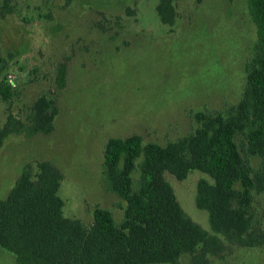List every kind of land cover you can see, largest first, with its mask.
<instances>
[{"label": "rangeland", "instance_id": "1", "mask_svg": "<svg viewBox=\"0 0 264 264\" xmlns=\"http://www.w3.org/2000/svg\"><path fill=\"white\" fill-rule=\"evenodd\" d=\"M172 1L176 21L168 26L157 13L160 0H0V83L13 88L9 100L0 96V130L10 116L30 126L42 97L52 106L46 115L55 113L49 134L4 141L0 200L26 166L35 173L48 161L62 174L64 216L90 226L102 208L121 225L126 204L103 174L109 139L179 143L195 132L197 113L220 114L240 101L258 40L249 0ZM237 141L248 166L262 170L242 136ZM165 178L187 215L212 233L208 213L196 206L198 183L212 179L201 171ZM252 217L264 231V192H254ZM231 249L210 264H264V245ZM0 264H16L15 255L0 248Z\"/></svg>", "mask_w": 264, "mask_h": 264}, {"label": "trees", "instance_id": "2", "mask_svg": "<svg viewBox=\"0 0 264 264\" xmlns=\"http://www.w3.org/2000/svg\"><path fill=\"white\" fill-rule=\"evenodd\" d=\"M248 4L258 40L245 67L240 101L220 114L197 113L198 127L179 143H144L137 135L109 139L103 174L108 190L126 204L121 225L102 208L94 210L90 226L67 218L59 196L60 170L48 161L38 163L35 173L26 166L0 200V248L14 254L16 264H180L185 255L192 264H210L230 248L264 245V231L252 217L254 192H264V0ZM157 13L162 24H175L172 0H160ZM4 68L0 61V74ZM65 75L62 68L61 82ZM12 94L10 84L0 83L3 100ZM51 108L40 98L28 127L10 116L0 130V150L12 134H49L55 113L46 112ZM238 136L248 155L261 159L259 172L244 161ZM192 171L212 179L198 183L196 196L212 233L187 215L165 178L169 172L184 180Z\"/></svg>", "mask_w": 264, "mask_h": 264}]
</instances>
